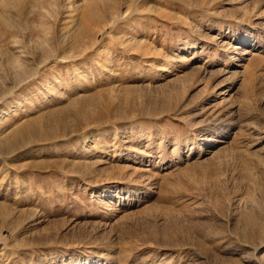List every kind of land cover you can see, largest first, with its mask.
Returning <instances> with one entry per match:
<instances>
[{
	"label": "rangeland",
	"instance_id": "1",
	"mask_svg": "<svg viewBox=\"0 0 264 264\" xmlns=\"http://www.w3.org/2000/svg\"><path fill=\"white\" fill-rule=\"evenodd\" d=\"M0 264H264V0H0Z\"/></svg>",
	"mask_w": 264,
	"mask_h": 264
},
{
	"label": "bare ground",
	"instance_id": "2",
	"mask_svg": "<svg viewBox=\"0 0 264 264\" xmlns=\"http://www.w3.org/2000/svg\"><path fill=\"white\" fill-rule=\"evenodd\" d=\"M113 4V3H112ZM93 17V15H91ZM89 18V17H88ZM93 19V18H92Z\"/></svg>",
	"mask_w": 264,
	"mask_h": 264
}]
</instances>
